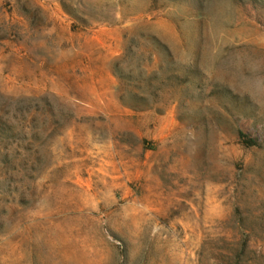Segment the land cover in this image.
I'll list each match as a JSON object with an SVG mask.
<instances>
[{"label": "rangeland", "instance_id": "1", "mask_svg": "<svg viewBox=\"0 0 264 264\" xmlns=\"http://www.w3.org/2000/svg\"><path fill=\"white\" fill-rule=\"evenodd\" d=\"M0 264H264V0H0Z\"/></svg>", "mask_w": 264, "mask_h": 264}, {"label": "trees", "instance_id": "2", "mask_svg": "<svg viewBox=\"0 0 264 264\" xmlns=\"http://www.w3.org/2000/svg\"><path fill=\"white\" fill-rule=\"evenodd\" d=\"M241 135L245 136V134H244V132H243V131H241Z\"/></svg>", "mask_w": 264, "mask_h": 264}]
</instances>
